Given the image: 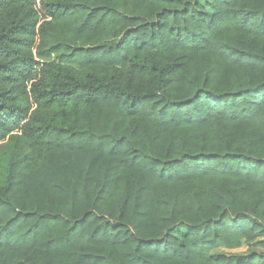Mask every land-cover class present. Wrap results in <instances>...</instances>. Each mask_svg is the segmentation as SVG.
I'll return each mask as SVG.
<instances>
[{
	"label": "trees",
	"instance_id": "16d2710c",
	"mask_svg": "<svg viewBox=\"0 0 264 264\" xmlns=\"http://www.w3.org/2000/svg\"><path fill=\"white\" fill-rule=\"evenodd\" d=\"M1 209L6 264H264V0H0Z\"/></svg>",
	"mask_w": 264,
	"mask_h": 264
},
{
	"label": "rangeland",
	"instance_id": "374dc122",
	"mask_svg": "<svg viewBox=\"0 0 264 264\" xmlns=\"http://www.w3.org/2000/svg\"><path fill=\"white\" fill-rule=\"evenodd\" d=\"M254 133V132H253ZM51 171L56 172L60 166V163H52L51 165ZM41 187H40V191L44 192L46 191V189L48 188V186L50 185L49 182H45V183H40ZM4 210H0V228H2L3 224L6 222V218L8 217L7 213H4ZM3 234V232H0V236ZM39 246L37 245H28L25 246L22 249H17L16 247L10 248V249H5L3 252L0 251V264H6V262H8L9 258H14L19 262H23L26 259H28V257L32 254H34L35 252H39ZM264 251V247L258 242L255 241L253 243H247V244H242L238 249H234V250H219L217 251L218 253H222L225 254L227 256H243V255H247L250 254L251 252H262Z\"/></svg>",
	"mask_w": 264,
	"mask_h": 264
}]
</instances>
